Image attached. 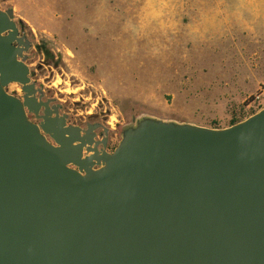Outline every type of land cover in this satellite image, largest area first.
I'll use <instances>...</instances> for the list:
<instances>
[{
	"label": "water",
	"instance_id": "obj_1",
	"mask_svg": "<svg viewBox=\"0 0 264 264\" xmlns=\"http://www.w3.org/2000/svg\"><path fill=\"white\" fill-rule=\"evenodd\" d=\"M28 46L0 10V264H264V108L221 129L143 113L108 153L58 110L29 119Z\"/></svg>",
	"mask_w": 264,
	"mask_h": 264
},
{
	"label": "rangeland",
	"instance_id": "obj_2",
	"mask_svg": "<svg viewBox=\"0 0 264 264\" xmlns=\"http://www.w3.org/2000/svg\"><path fill=\"white\" fill-rule=\"evenodd\" d=\"M6 8L54 45L58 67L41 81L66 112L98 114L120 139L143 113L221 129L264 108V0H0Z\"/></svg>",
	"mask_w": 264,
	"mask_h": 264
},
{
	"label": "flooded vegetation",
	"instance_id": "obj_3",
	"mask_svg": "<svg viewBox=\"0 0 264 264\" xmlns=\"http://www.w3.org/2000/svg\"><path fill=\"white\" fill-rule=\"evenodd\" d=\"M8 9L9 8H6L4 11ZM14 20L16 21L20 38H24V42H27L29 45L28 50L23 52V56L26 57L25 63L30 70V83L35 85L37 91H42L37 92L35 95L36 100L30 102L26 107L29 119L40 126L44 123V118L47 116V113L50 112L52 118H55L56 114L54 112L58 110L59 117L66 118L67 126L78 127L83 130H88L89 126H94V140L98 143V150H105L108 153H112L121 140L118 127H114L112 122L103 119L98 114L87 117L81 115L78 118V115L66 112L62 100L57 99L55 97L57 94L52 92V87H56L55 84L52 83L51 86H49L41 81V75L45 73L44 69L47 66L51 69H53V66L55 68L58 67V62H55L54 45L49 40L42 38L38 39L25 25L20 23V20L17 21L15 16ZM15 44L17 47L19 46L18 43ZM22 47H24V45H22ZM8 91L25 102V93L21 85L12 84L8 87ZM59 92H61V90H59ZM87 114L92 115L91 113ZM84 155L90 156L92 153H87L85 151Z\"/></svg>",
	"mask_w": 264,
	"mask_h": 264
},
{
	"label": "trees",
	"instance_id": "obj_4",
	"mask_svg": "<svg viewBox=\"0 0 264 264\" xmlns=\"http://www.w3.org/2000/svg\"><path fill=\"white\" fill-rule=\"evenodd\" d=\"M262 109H263V108H262ZM260 110H261V109H259V111H260ZM257 112H258V111H257ZM257 112H255V113H257ZM255 113L251 114L250 116L254 115ZM250 116H248V117H250ZM248 117H242V118H240V119L233 120V122L231 123L230 126H232V125H234V124H237V123H239V122H241V121L247 119Z\"/></svg>",
	"mask_w": 264,
	"mask_h": 264
}]
</instances>
